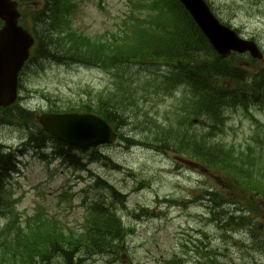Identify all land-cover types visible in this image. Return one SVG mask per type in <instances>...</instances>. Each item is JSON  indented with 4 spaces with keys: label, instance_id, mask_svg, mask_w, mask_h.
Masks as SVG:
<instances>
[{
    "label": "trees",
    "instance_id": "16d2710c",
    "mask_svg": "<svg viewBox=\"0 0 264 264\" xmlns=\"http://www.w3.org/2000/svg\"><path fill=\"white\" fill-rule=\"evenodd\" d=\"M20 1L43 5L41 10L28 8L23 18V25L37 40L36 51L46 54V49L59 47L68 63L101 67L113 73V88L109 93H101L94 100H81L78 107L64 111L94 113L116 131L134 120V130L144 136L139 144L171 151L205 167H217L228 177H235L231 179L234 184L239 178L246 179L243 183L246 188L251 178L258 180L256 168L260 167V176L264 175V162L257 157L261 150L250 148L248 155L229 151L225 144L214 143L217 135L224 132L223 110L236 106L248 110L252 105L264 104V68L259 69L258 63L250 59L253 67L258 68L251 72L245 65L238 64L237 56L229 60L219 57L179 0H140L136 8L140 15L146 12L145 18L134 17L136 20L130 29L119 32L122 34L116 35L108 44L66 30L71 44L80 48L77 55L66 52L72 49L65 45L60 35L75 6L67 0ZM134 64L138 68L167 66L169 70L156 78H141L132 67ZM181 85H187L189 97L176 108V124L164 125L173 132H162L157 127L160 126L158 118L151 117L147 105L153 103L154 108L155 95H171ZM53 111L62 112L59 108ZM35 119L36 114L21 109L18 104L0 109V125H19V122L27 128L32 125L28 144L38 149L53 139ZM195 119L211 133L192 134ZM154 128L158 129V135L150 141L147 135L150 136L148 133ZM122 139L136 144L130 142L131 138ZM58 144L57 155L66 158L76 169H85L83 158L74 154L73 147ZM99 157L97 151L92 153V159ZM11 170H16L14 155L1 156L0 217L7 215L14 205L7 181ZM109 188L114 202L122 203L121 195L111 186ZM254 190L262 192L259 188ZM208 195L209 202L214 203L213 211L230 202L219 191ZM114 202L108 207L101 202L92 203L85 227L78 233H67L55 221L43 217L28 220L23 233L19 232L0 244V264H87L98 255L110 256L112 262H120L125 256L127 232L116 215L110 212L115 208ZM236 221L238 224L233 225ZM243 221L228 218L223 228L233 229L244 225Z\"/></svg>",
    "mask_w": 264,
    "mask_h": 264
},
{
    "label": "rangeland",
    "instance_id": "374dc122",
    "mask_svg": "<svg viewBox=\"0 0 264 264\" xmlns=\"http://www.w3.org/2000/svg\"><path fill=\"white\" fill-rule=\"evenodd\" d=\"M103 9L99 7L100 0L79 1L80 8L73 15L74 26L91 37L106 36L116 33L122 24L125 13H131L129 6L132 0H102ZM217 17L233 25L245 39H254L264 51V0H209ZM145 18L146 14L139 15ZM138 17V16H137ZM133 22V21H132ZM130 34V31H129ZM55 55L54 51L50 52ZM132 67H136L134 64ZM141 78L145 76L156 78L157 67H143L142 71L135 68ZM164 70V69H161ZM25 91L22 97L27 98L26 105L33 109L46 112L50 101L62 109L70 106L78 107L80 100H89L95 94L111 88L112 79L103 71H92L85 67L58 66L48 60H38L32 66L28 78L24 81ZM184 89L179 90L173 97L164 94L157 97L154 108L147 105L151 117L158 118L162 132L170 133L166 127L174 120L169 116L172 107L181 105ZM159 100V101H157ZM228 117L227 134L224 137L229 148L247 151L248 142L256 137L258 128L253 117L264 124V111L252 109L250 114L240 110L225 113ZM173 119L174 116H171ZM152 119L149 120V123ZM168 121V122H166ZM134 123V120H131ZM146 125V124H143ZM166 127H165V126ZM191 133L208 132L206 127L193 123ZM149 126H151L149 124ZM152 127V126H151ZM178 128V127H177ZM201 129V132L199 131ZM122 132L125 136L134 137L137 132H131L127 127ZM200 132V133H199ZM158 135V129L151 130L150 137ZM264 140V133H259ZM25 137L23 130L17 127H0V146L14 150L21 148ZM235 149V150H237ZM109 161L101 160L89 165L93 174L84 172L80 177L72 170L58 163L47 164L39 159L35 152H26L22 168L10 179L13 194L18 201V219L25 221L36 211L46 212L50 217L59 221L66 230H79L89 204L110 198L106 193L94 187L100 177L126 195L128 210L121 215L125 224L134 228L129 235L127 246L129 255L136 264H209L203 258V252L192 256V247L198 245V240L209 242L210 247L219 251L221 264H264V238L259 240L258 248L263 252H253L250 244L242 247L231 239H225L216 230V226L207 224L208 203L204 206L202 199L204 189L220 190L230 201L240 202V193L251 200L254 186L244 189L241 179L237 184L232 183L221 173L205 169L202 164L188 161L184 168L182 160L177 161L172 153L157 154L145 147L129 148L125 141H118L111 146L99 149ZM264 154V151H262ZM264 162V155H260ZM122 167L120 171L113 169V164ZM177 165L181 168L177 169ZM260 176L262 169L256 168ZM264 170V169H263ZM193 171V174H191ZM91 172V173H92ZM204 173L203 176L200 174ZM93 175V176H92ZM263 178V177H262ZM253 178L249 180L252 182ZM264 181V180H262ZM142 184H144L142 186ZM242 191V192H241ZM232 208L226 209L231 212ZM260 212L263 207L259 205ZM17 210L10 209L8 215L0 220V244L10 237L23 233L26 222H19L7 227ZM147 210L146 212H144ZM206 233L207 238L202 235ZM236 240H246L245 235L235 236ZM198 259H197V258ZM184 259L178 260V259ZM192 258V259H191ZM122 262L125 263L123 258ZM89 264H122L111 262V257L97 256Z\"/></svg>",
    "mask_w": 264,
    "mask_h": 264
},
{
    "label": "water",
    "instance_id": "95a60500",
    "mask_svg": "<svg viewBox=\"0 0 264 264\" xmlns=\"http://www.w3.org/2000/svg\"><path fill=\"white\" fill-rule=\"evenodd\" d=\"M216 50L227 57L231 51H250L261 58L257 46L238 38L237 34L222 26L203 0H181ZM20 15L16 3L0 0V106H7L17 98L18 74L33 44L32 37L18 26ZM44 128L57 139L79 148L89 149L112 143L116 135L105 121L94 115H53L40 117Z\"/></svg>",
    "mask_w": 264,
    "mask_h": 264
}]
</instances>
